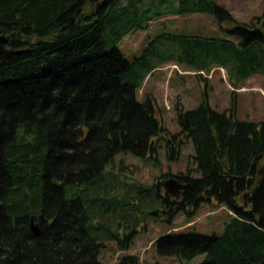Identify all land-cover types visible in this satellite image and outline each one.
Instances as JSON below:
<instances>
[{"label":"trees","instance_id":"trees-1","mask_svg":"<svg viewBox=\"0 0 264 264\" xmlns=\"http://www.w3.org/2000/svg\"><path fill=\"white\" fill-rule=\"evenodd\" d=\"M206 13L231 24L226 35L163 31L132 60L119 48L138 28ZM0 33L11 36L0 42V264H112L100 260L98 230L125 222L134 197L140 206L160 203L169 220L212 199L234 213L221 234L160 237V253L264 264V121L207 101L180 109L181 131L172 136L192 139L197 175L189 168L159 178L186 182L183 197L166 193L159 178L133 183L124 196L118 182L104 185L116 154L145 156L164 129L153 99L137 97L148 75L172 61L198 75L224 69L235 87L264 77L263 28L238 22L216 0H0Z\"/></svg>","mask_w":264,"mask_h":264},{"label":"rangeland","instance_id":"rangeland-1","mask_svg":"<svg viewBox=\"0 0 264 264\" xmlns=\"http://www.w3.org/2000/svg\"><path fill=\"white\" fill-rule=\"evenodd\" d=\"M216 1L230 10L238 22H253L262 28L264 0ZM162 21L127 34L119 43L124 56L130 60L139 56L151 36L163 31L223 36L227 32L222 27H231L227 22L221 26L211 13L179 15ZM137 97L141 102L148 97L153 99L156 117L164 129L153 138L154 148L145 156L133 152L116 154L113 170L106 175L104 185L118 182L115 187L119 196H124L133 183L151 185L165 173L177 174L191 168L197 175L194 171L195 148L192 139L184 134H180L176 140L172 136L181 131L180 109L194 108L207 101L218 110H234L239 119L264 121V77L261 74H254L235 87L229 82L224 69L214 68L209 73L198 75L187 66L171 61L147 76ZM175 142L181 145L179 153L174 156L172 145ZM159 179L164 181L166 178ZM100 193L103 194V191ZM135 194L132 192L130 195ZM129 201L125 222L118 226L120 219L117 217L114 224H106V228L98 230L99 238L104 243L99 257L105 263L114 264L125 255H134L137 264H200L204 254L190 260L162 254L158 250L157 240L171 233L221 234L234 215L227 206L212 199L202 202L191 213L180 211L169 220L160 203L150 202L140 206L139 199L135 197ZM118 213L123 215L122 210H118Z\"/></svg>","mask_w":264,"mask_h":264},{"label":"water","instance_id":"water-1","mask_svg":"<svg viewBox=\"0 0 264 264\" xmlns=\"http://www.w3.org/2000/svg\"><path fill=\"white\" fill-rule=\"evenodd\" d=\"M262 28L264 31V20L262 22ZM10 39H11L10 35L6 33H0V42L8 43ZM263 172H264V168L260 170V173ZM186 185H187L186 182L181 181L176 176H170L163 181V188L165 192L176 199L181 198L186 188ZM30 227L34 236L38 237L42 234V227L40 223L36 221L35 215L31 217Z\"/></svg>","mask_w":264,"mask_h":264},{"label":"flooded vegetation","instance_id":"flooded-vegetation-1","mask_svg":"<svg viewBox=\"0 0 264 264\" xmlns=\"http://www.w3.org/2000/svg\"><path fill=\"white\" fill-rule=\"evenodd\" d=\"M181 181H182V180H181ZM183 182H184V181H183ZM182 197H183V195L181 196V198H182ZM181 198H180V199H181ZM180 199H177V200H180Z\"/></svg>","mask_w":264,"mask_h":264}]
</instances>
